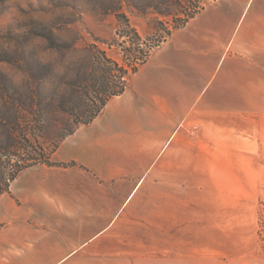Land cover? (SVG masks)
<instances>
[{
    "label": "crops",
    "instance_id": "crops-1",
    "mask_svg": "<svg viewBox=\"0 0 264 264\" xmlns=\"http://www.w3.org/2000/svg\"><path fill=\"white\" fill-rule=\"evenodd\" d=\"M261 118L264 0H210L10 181L0 264H239Z\"/></svg>",
    "mask_w": 264,
    "mask_h": 264
},
{
    "label": "rangeland",
    "instance_id": "rangeland-1",
    "mask_svg": "<svg viewBox=\"0 0 264 264\" xmlns=\"http://www.w3.org/2000/svg\"><path fill=\"white\" fill-rule=\"evenodd\" d=\"M208 1L0 0V191L31 159L51 160L61 139L95 111L99 101L84 79L99 75L102 51L132 58L128 38L118 35L126 18L148 42L164 41ZM253 135L264 141V119ZM251 154L259 172L249 180L253 200L245 206L252 208L236 210L247 221L236 226L234 250L244 251L242 264H264V143Z\"/></svg>",
    "mask_w": 264,
    "mask_h": 264
},
{
    "label": "trees",
    "instance_id": "trees-1",
    "mask_svg": "<svg viewBox=\"0 0 264 264\" xmlns=\"http://www.w3.org/2000/svg\"><path fill=\"white\" fill-rule=\"evenodd\" d=\"M202 7L203 5L199 4L194 9H191L185 15V17L180 20L182 22L181 25H184ZM125 25L127 29L121 30L118 35L128 38V41L131 43V45H125L124 49L127 53L132 55V58L123 57L122 61H118L116 59L110 58L107 55L106 51L100 52L101 54L95 62L97 64L96 67L99 68V75L95 77L93 75L91 80H86L85 78V83L83 84H87V86L91 85V87L94 89V93L96 94V98L98 99L99 104L95 111H93L88 119L83 123L90 122L96 115H98V113L102 110V108L106 105L107 101L111 97L120 95L125 91L128 80L132 73L137 70L138 66L141 63L145 62L150 57L153 49L157 47L163 40L161 38L155 42H148V40L144 39L140 35V33L131 25L129 19L127 18L125 20ZM179 26L175 25V28ZM166 33L169 36L171 35L172 30H168L166 31ZM163 38L165 39L166 36H163ZM131 59L132 62H130ZM37 162L51 163V160L31 159L30 162L19 167L17 172L13 176H11L10 180L14 179L18 171ZM72 164H75V162H72ZM5 191H9V184L7 185L6 189L0 191V194Z\"/></svg>",
    "mask_w": 264,
    "mask_h": 264
}]
</instances>
